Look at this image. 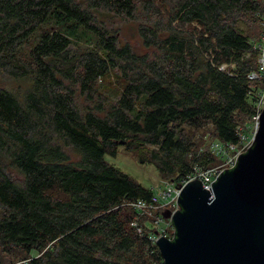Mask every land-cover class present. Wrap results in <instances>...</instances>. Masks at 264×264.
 <instances>
[{
	"label": "trees",
	"instance_id": "16d2710c",
	"mask_svg": "<svg viewBox=\"0 0 264 264\" xmlns=\"http://www.w3.org/2000/svg\"><path fill=\"white\" fill-rule=\"evenodd\" d=\"M259 13L264 0H0V264H164L153 218L128 205L154 189L106 155L123 146L174 181L222 162L211 144L239 141L264 88L249 77ZM139 14L143 53L111 21Z\"/></svg>",
	"mask_w": 264,
	"mask_h": 264
},
{
	"label": "water",
	"instance_id": "95a60500",
	"mask_svg": "<svg viewBox=\"0 0 264 264\" xmlns=\"http://www.w3.org/2000/svg\"><path fill=\"white\" fill-rule=\"evenodd\" d=\"M179 205L164 212L174 237L156 241L164 264H264V109L253 144L213 192L191 181Z\"/></svg>",
	"mask_w": 264,
	"mask_h": 264
},
{
	"label": "built area",
	"instance_id": "2783aa9c",
	"mask_svg": "<svg viewBox=\"0 0 264 264\" xmlns=\"http://www.w3.org/2000/svg\"><path fill=\"white\" fill-rule=\"evenodd\" d=\"M258 15L261 31L259 37L252 41L253 49L256 51L258 57V69L252 72L249 77L251 79L261 78L264 81V13H259ZM256 106V113L251 121L248 124L238 126L237 134L239 141L237 143L214 141L211 144V152L221 157L222 162L207 168L199 165L195 166L191 173L179 181L163 180L164 185L159 186L156 191L154 190L150 199H138L128 203L140 216H150L153 218V221L149 224L155 230L150 235L153 243L156 244L160 236L170 239L174 237L175 227L171 219L164 217V212L170 210L174 213L179 210V198L186 184L194 180H200L204 189L213 192V185L218 177L223 172L232 169L236 165L240 154L250 148L259 128L261 112L264 109V88L259 94ZM132 225L138 227L137 219L132 222ZM138 231L142 232V228L138 227Z\"/></svg>",
	"mask_w": 264,
	"mask_h": 264
},
{
	"label": "rangeland",
	"instance_id": "374dc122",
	"mask_svg": "<svg viewBox=\"0 0 264 264\" xmlns=\"http://www.w3.org/2000/svg\"><path fill=\"white\" fill-rule=\"evenodd\" d=\"M111 21H113L112 24L115 30L119 32L123 44L129 43L139 52H145L142 38L138 32L139 26L146 21L145 17H142V15L139 14L136 20L130 19L124 21L113 18ZM240 26L245 29V32H249L253 29V23L249 18H247L244 24H241ZM106 160L120 168L122 171L128 173L147 188H152L156 191L159 186L164 185L163 179L154 165L141 164L136 156L133 153L128 152L123 146L119 147L117 156L106 155ZM33 254H36V252H33ZM4 258L8 261H13L15 264L24 263V261H20L17 257L12 258L10 255H4ZM11 263L8 262V264Z\"/></svg>",
	"mask_w": 264,
	"mask_h": 264
}]
</instances>
